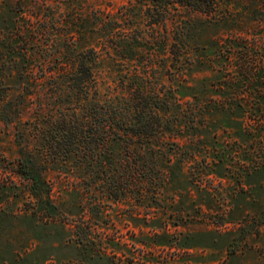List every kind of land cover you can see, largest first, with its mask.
<instances>
[{
	"label": "rangeland",
	"instance_id": "obj_1",
	"mask_svg": "<svg viewBox=\"0 0 264 264\" xmlns=\"http://www.w3.org/2000/svg\"><path fill=\"white\" fill-rule=\"evenodd\" d=\"M209 2L0 0V264H264V0ZM75 73L85 103L154 104L150 167L45 134L84 116Z\"/></svg>",
	"mask_w": 264,
	"mask_h": 264
},
{
	"label": "trees",
	"instance_id": "obj_2",
	"mask_svg": "<svg viewBox=\"0 0 264 264\" xmlns=\"http://www.w3.org/2000/svg\"><path fill=\"white\" fill-rule=\"evenodd\" d=\"M146 1L163 8L167 4L178 3L184 6H193L194 9L197 8L198 10H201L203 2L205 4L210 3L209 0ZM164 10L166 9L164 8ZM160 20L158 19V22ZM76 72L90 73L88 66L82 59L79 60ZM93 80L89 77V80L86 81L80 74L76 73L69 77L66 83L67 87L77 92V99L80 97L77 105L81 107L84 116L76 118L73 115V118H69L67 114L62 113L59 118L53 119L55 123L45 129V134L48 133L50 139H54V142L57 143V146L62 147L65 154L79 155V158L72 160L76 161V164L83 161L101 163L103 159L108 160V168L111 172L105 173L106 175L110 173L112 175L118 166L127 172L150 167L146 160L149 155H154V141L160 142L158 149L163 147L165 145L163 139H166V134L169 131V127L161 124L160 114L154 110V104L150 106L142 92L133 99L141 98L143 104L134 105L132 108L121 106V100L115 99L116 97L107 98L104 102L95 99L94 103H85L83 100H86L85 96L90 88L88 82L92 83ZM256 120L260 121L261 119L258 117ZM132 159L133 161L129 162ZM123 161L125 163L122 167ZM137 164L140 167H136ZM101 167L105 168L103 163ZM19 168L20 172L27 173V168L21 166ZM118 176L120 177V175ZM124 184L129 183L125 182Z\"/></svg>",
	"mask_w": 264,
	"mask_h": 264
}]
</instances>
